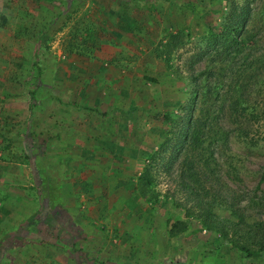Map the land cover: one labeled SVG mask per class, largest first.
Here are the masks:
<instances>
[{
	"label": "rangeland",
	"instance_id": "obj_1",
	"mask_svg": "<svg viewBox=\"0 0 264 264\" xmlns=\"http://www.w3.org/2000/svg\"><path fill=\"white\" fill-rule=\"evenodd\" d=\"M234 2L264 7L0 0V264H264L241 263L230 237L191 218L201 213L196 195L177 176L194 164L200 178L190 186L204 201L216 196L219 205L205 206L215 220L264 222L254 203L264 192V142L237 138L222 115L226 134L204 155L184 142L197 114L191 69L209 64L205 34ZM229 193L238 215L226 207Z\"/></svg>",
	"mask_w": 264,
	"mask_h": 264
},
{
	"label": "trees",
	"instance_id": "obj_2",
	"mask_svg": "<svg viewBox=\"0 0 264 264\" xmlns=\"http://www.w3.org/2000/svg\"><path fill=\"white\" fill-rule=\"evenodd\" d=\"M172 37L174 40L176 36ZM205 39L207 44L203 52L209 64L202 69H191V83L195 86L192 94L197 97V114L189 120L184 141L186 148L204 151L202 146H210L213 138L215 141L221 140L226 134L222 130L223 126L218 125L221 115L226 118L237 138L252 146L264 142V99L259 103L255 101L260 94H264V7L254 13L248 4L234 2L229 6L222 23L217 28L208 29ZM30 99L31 102L35 100V93H30ZM165 119L170 121L169 117ZM179 128L182 132L185 129L183 120H180ZM164 149L165 144L163 151ZM160 152L162 150L153 154L147 162H156L158 158L155 156ZM205 152L199 154L204 155ZM201 160L209 162L201 158L196 162ZM150 168L151 166L146 165L138 177L137 188L143 197L147 193V187L152 184ZM197 173L200 172L195 169L194 164H189L187 170L181 169L177 175L189 194L196 195L192 200L201 213L191 218H195L211 233L230 237L228 240L231 246L243 254L241 263L244 260L257 262L263 259L264 222L241 228L239 222L226 224V221L215 220L214 215L205 210V206L208 202L212 206L219 205L216 196L211 201H204L193 186H190V182H199ZM224 201L229 203L226 207L231 215H238L240 208L237 206L236 194L229 193ZM254 201L256 207H262L258 214L264 216V192L259 198L254 197ZM37 216L35 213L25 220V231L28 225L36 224ZM239 217L243 215L239 214ZM59 223L62 225V221ZM213 241L218 242L217 237Z\"/></svg>",
	"mask_w": 264,
	"mask_h": 264
}]
</instances>
